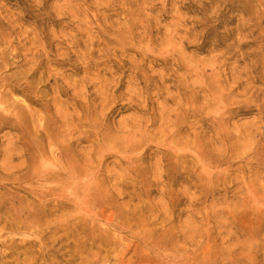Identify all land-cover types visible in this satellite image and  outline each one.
Masks as SVG:
<instances>
[{
	"label": "bare ground",
	"instance_id": "1",
	"mask_svg": "<svg viewBox=\"0 0 264 264\" xmlns=\"http://www.w3.org/2000/svg\"><path fill=\"white\" fill-rule=\"evenodd\" d=\"M63 1L62 9L55 14L46 12L45 5L39 7V12L46 16V20L55 23V26H60L61 29L66 27L67 24L64 22L69 17L78 20V25L72 32L62 33L60 30V37L64 40L58 44L63 48H61L62 52L56 55L51 53L52 43L47 44L45 48L42 47L41 50H36L39 46H36L38 41L34 37L29 40L32 48L24 50L27 54H22L21 48H13L14 41L22 34V32L17 33L22 17L14 18L9 14L3 18L0 17V145L5 144L3 150H0L3 162V168H0V182H8L13 178L14 184L27 189V197L31 195L35 199H51L54 205L49 212L55 217V222L42 223L39 215L46 213L35 208L29 216H24L16 210L12 219L18 220L19 224L22 223L21 225L30 230L40 225H47L55 230L68 231L73 222H78L84 227L88 226L93 232L105 235V238L95 237L92 241V245L98 243L102 247L116 245L114 242L117 239L122 240L126 233L131 235L133 233L139 238L136 239L138 243L136 251L141 252L139 255H142V260L152 259V252L154 264H159L164 251H168L167 240H156L151 232L145 231L144 228L136 229L129 220L123 222L115 212L109 219L103 218L104 211L115 204L119 197L133 195V191L142 186L141 181H136L142 171L133 164L145 159L142 153H146L154 141L139 127L137 129L139 139L136 142L133 139V132L129 134L130 138H125L118 143L113 142L107 137L108 116L103 114L102 109L113 102L117 90L124 87L122 82L126 72L124 68L128 67L129 75L125 82L127 95L133 94V98L138 99L144 109L151 110L150 105L154 102H150L147 95L152 88H156L157 84L162 86L167 82L162 73L167 71L165 66L172 62L176 70L184 71L181 87L177 86L184 92L177 95L180 103L177 104V109L183 105L185 110L180 109L174 120L168 118L165 122L166 127L159 132L158 143L168 149L165 153L168 154L167 161L172 167L169 176L165 173L166 171H163L164 167L160 166L158 168L161 171L160 177L162 175L163 178L176 176L184 183L194 182L193 187L196 188V183L201 176L200 170L210 176L209 171L213 162L208 165L197 144V140L201 134H205L204 132L198 133L196 129L194 130L191 147H180L181 144L175 143V138L180 134L188 115L199 117L197 125L208 123L210 130L222 135V141L220 139L219 141L225 148V158L219 160L218 164L224 163L231 166L241 163L248 173L252 172L261 181L257 191L251 185L247 189L248 198L245 200L244 208L251 233L248 235L247 253L243 259L245 264H264V256L263 259L259 257L261 246L257 245L256 240L258 234L264 231V145L261 138L263 134L258 128L250 130L245 135L248 145L239 149L230 147L223 141L229 115L233 113L257 112L259 122L264 124L262 18L259 20L253 18L252 13L240 14L244 22L237 26L236 30L243 32L244 36L235 39L233 47L235 46L239 51L245 50L240 55L243 72H238L233 66L229 67V72L225 74L227 67L221 65L218 58L210 59L209 67L193 59L183 60L173 50L170 40L167 46L172 53L158 52L154 37V34L160 33L157 26L158 19H137L135 10H132V6L134 8L135 5H144V0H123V7L116 8L115 17L124 20L133 16L126 25L109 22L110 18L104 16L109 11L110 5H115L112 0H106L104 4H102L103 0H95L91 5L89 0ZM248 1L264 4V0ZM19 4L16 5L17 10L21 9ZM1 12H6L4 6L0 7V14ZM58 15L62 18L57 19ZM45 26L42 22L37 27L41 35H44ZM31 35L37 36L35 32ZM179 46H185L184 40L180 41ZM129 52L135 55L128 58ZM149 58L152 61L148 62ZM157 62L164 66L162 73L159 76L155 74L148 76L147 63L149 66H156ZM51 65L67 66L69 70L60 74H51L52 70L48 68ZM20 68L26 69L14 72L12 76L6 75ZM40 69L44 72L40 73ZM67 72L69 74H66ZM81 74L83 78L80 80L71 79ZM118 74L121 76L116 77ZM16 76H20L21 79H15ZM44 76L48 77L47 84L38 87ZM10 78L15 84L9 87L6 82ZM229 82H231L230 85H228ZM64 87L66 90L63 89ZM88 88L95 91L89 93ZM5 89H9L13 94L24 96L30 104L39 109V112L21 108L5 93ZM41 89L44 91H40ZM71 89L74 92L69 96L68 92ZM240 89L242 92L237 93ZM166 90L169 99L171 95L169 89ZM199 92L203 93L205 101L200 110L207 111V119L201 117L200 111L195 107V103L199 100L197 96ZM187 93H190V97H186ZM49 94L52 97L42 103ZM155 97L159 99L160 95L156 93ZM239 98L243 100L239 101ZM97 99L100 103L95 106ZM167 101L164 99V102ZM161 105L159 104V107ZM98 107H101V111L96 113ZM83 144H88L87 149L90 148V150L78 152L77 149ZM109 150H112L115 156L121 157V166H126L123 175L114 185L113 192L116 193L111 192L109 188L104 189L102 187L104 181L100 179L104 162L111 157L107 153ZM139 151L140 153L136 154ZM83 157L87 159L88 164L81 166L78 161ZM91 159L94 162L90 164ZM14 161L18 164L11 166ZM187 164H189L188 167ZM4 172L8 174L5 175ZM118 188L122 191L131 190L121 194L120 190L117 191ZM4 205L5 202L0 197V207ZM252 218L256 222L255 225ZM5 229V222L0 217V264H37L39 257L34 249L35 244L8 243L3 238ZM59 247L63 250V247ZM41 248L45 247L41 244ZM67 248L69 249V246ZM19 250L25 256L21 262L18 254L15 259L12 258L13 253ZM172 250L175 254L168 259L181 262L180 259L184 256L183 251ZM99 253L100 250L95 256L98 257ZM10 259H13L12 262ZM72 260L69 259L66 264H71ZM207 260L211 262L210 258ZM107 263L108 261L104 262L97 258L96 261H84L81 264ZM231 263L237 264V260L235 262L232 260Z\"/></svg>",
	"mask_w": 264,
	"mask_h": 264
},
{
	"label": "rangeland",
	"instance_id": "2",
	"mask_svg": "<svg viewBox=\"0 0 264 264\" xmlns=\"http://www.w3.org/2000/svg\"><path fill=\"white\" fill-rule=\"evenodd\" d=\"M94 1L89 0V5ZM112 1L115 2V5H110L109 11L104 16L110 18L109 22L126 25L133 16L124 20L115 17V10L123 7V0ZM105 2L107 1L103 0L102 4ZM144 2V5H135L134 8L132 6V10H135L137 19H158L159 24L157 26L160 33L154 34L156 39L155 48L158 52L171 54V49L167 46V42L170 40L173 50L183 60L193 59L205 63L209 67V60L218 58L219 63L227 67L225 74L229 72L228 68L233 66L237 68L238 72H243L240 55L245 50L239 51L235 46L233 47L235 39L244 36L243 32L236 30L237 26L244 22L240 14L244 12L252 13L253 18H258V20L262 18V27L264 26V4L255 1L144 0ZM18 4L21 5L20 10H17L16 5ZM42 5H45L46 12L55 14L62 9L64 1L0 0V7L4 6L6 9V12H1V18L7 14L14 18L17 16L22 17L20 29L17 31V33L22 32V34L14 41L13 48H21L24 55L27 54L24 50L32 48L29 40L33 37L38 41L36 46L39 47L36 50H41L42 47L45 48L47 44L52 43L51 53L53 55L61 53L63 47L58 43L64 39L60 37V30L62 33H70L78 25V20L69 17L64 22L67 24L65 28L61 29L60 26H55V23L46 20V16L39 12V7ZM101 6L105 7L106 5ZM101 13L103 12L101 11ZM60 18L62 16L58 15L57 19ZM53 19L56 20L55 16H53ZM42 22L46 25L44 35H41L37 30L38 25ZM32 32H35L37 36H32ZM183 40L185 46H179L180 41ZM134 55V53L129 52L128 58ZM26 59H29V57H26ZM150 61H152L151 58L148 59V62ZM165 67L167 71L162 73L164 66L159 65L158 62L156 66H149L148 63L146 65L148 76L151 74L159 76L162 73L167 79V82L162 86L157 84L156 88H152L147 95L150 102H154L153 105H150L151 110L144 109L143 104L140 105L139 100L133 98V94L127 95L125 82L127 81V75H129V72H127L128 67L124 68L126 71L125 77L122 79L124 87L117 90L115 100L102 109L103 114L108 116L106 123L108 127L107 137L111 138L113 142L118 143L125 138H130L129 134L132 132L133 139L136 142L139 139L137 133L139 127L154 141L148 151L142 153L145 159L133 164V166L139 168V171H142L141 176L136 178V181L142 182V186L133 191V195L119 197L115 204L104 211L103 218L105 220L109 219L115 212L123 222L129 220L136 229L144 228L145 231L151 232L156 240H167L169 242L168 251H164L159 259V264H232V260L234 262L237 260V264H245L243 256L247 253L248 235L251 233L249 219L244 208L245 200L248 198L247 189L251 185L257 191L261 181L252 172L248 173L241 163L232 164L231 166L224 163L218 164L219 160L225 158V148L219 141L222 135L210 130L208 123L197 125L199 117H191L190 115L186 117L180 134L175 138V143L181 144L180 147H191L193 145L192 133L195 131L198 133L204 132L205 134H201L199 140H197V144L202 151L203 159L206 160L208 165L213 162L211 171H209L210 176L200 170L201 176L196 183V188L193 187L194 182L184 183L182 179H177L176 176L163 178L162 175L160 177L161 171L158 169L160 166L164 167L163 171H166L165 173L168 175L171 173L172 167L167 161L169 156L165 153L168 149L158 143L159 132L163 127H166L165 122L168 118L174 120L180 109H184L183 105L180 106V109H177L179 103L177 95L184 93L177 86L180 85L181 87L184 71L176 70L172 66V62H169ZM48 68L52 70L51 74H60L69 70L67 66L55 67L51 65ZM183 68L185 67L183 66ZM25 69L13 70L6 75L12 76L14 72ZM39 72L42 73L44 70L40 69ZM66 74H69V72ZM120 76L121 74H118L116 77ZM12 78L6 82L9 87L15 84ZM81 78H83L82 74L77 77L73 76L71 79L78 81ZM15 79H21V77L16 76ZM47 80L48 77L44 76L38 87L47 84ZM230 84L231 82L228 83V85ZM63 89L66 90L65 87ZM166 89H169L171 95L169 99L167 98ZM40 91L44 90L41 89ZM94 91V89L88 88L89 93ZM73 92L71 89L68 95L70 96ZM241 92V89L237 91V93ZM5 93L15 100L21 108L27 111L39 112V109L30 104L24 96L13 94L9 89H5ZM156 93L160 95L159 99L155 97ZM197 96L199 100L195 103V107L200 111V116L207 119V111L200 110L205 102L203 100L204 95L199 92ZM51 97L52 95H47L42 103H45ZM186 97H190V93H187ZM164 99L168 101L164 102ZM242 100L243 98H239V101ZM99 103L100 101L97 99L95 106H98ZM159 104L162 105L159 107ZM100 111L101 107H98L96 113ZM228 119L223 137L226 145L235 149L246 147L248 143L245 135L255 128L261 130L263 134L261 137L262 144L264 145V124L259 122L257 112L248 114L233 113L229 115ZM4 145H0V150H3ZM88 146V144H83L77 151L87 152L90 150V148L87 149ZM159 150L161 151L159 152ZM107 153L111 157L104 162L100 179L104 181L102 187L104 189L109 188L113 192L114 185L123 175L126 166H121V157L115 156L116 154L112 150L107 151ZM139 153L140 151L136 154ZM93 162V159H91L90 164ZM78 163L81 166L88 164L87 159L84 157L80 158ZM17 164L18 162L14 161L11 166ZM188 166L189 164H187ZM240 166L242 169H238ZM0 168H3L1 157ZM4 174L7 175L8 173L4 172ZM12 179L8 182H0L2 184L0 186V197L5 202V205L0 207V217L5 222L6 228L3 238L8 243L13 242L16 245L35 244L34 249L39 257L37 264H66L69 259H73L71 264H81L84 261H96L97 258L104 262L108 261L107 264H154L152 252V259L147 261L144 258L142 260V255H139L141 252L136 251L138 245L136 239L138 237L133 233L132 235L126 233L122 240L117 239L114 242L116 245L102 247L98 243L92 245V241L95 237L105 238V235L93 232L88 226L84 227L78 222H73L68 231L55 230L52 226L47 225H40L34 230L26 229L24 225H21L22 223L19 224L18 220L12 219L16 210L23 213L24 216H29L32 215L34 212L32 210L35 208L46 213L39 215L42 223L55 222V217L50 215L49 212L54 203L51 199H35L31 195L27 197V189L24 186L19 187L14 184ZM133 183L135 184V182ZM164 186L167 187L164 188ZM119 190L121 194H126L131 189L123 190L124 193L120 188L117 189V191ZM255 224L254 220L253 225ZM256 240L258 241L257 245L261 246L259 257L263 259L264 231L258 234ZM57 243L59 244L56 246ZM41 244L45 247L44 249L41 248ZM59 246L63 247V250H60ZM172 249L183 251L184 256L180 259L181 262L168 259L175 254ZM99 250L100 253L96 257L95 255ZM17 254L20 255V262L25 259L20 250L16 251L15 254L13 253L12 258L15 259ZM208 258L211 259V262H208ZM13 259H10V262Z\"/></svg>",
	"mask_w": 264,
	"mask_h": 264
}]
</instances>
